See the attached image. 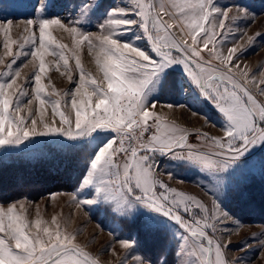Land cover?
<instances>
[{
	"label": "snow or ice",
	"instance_id": "1",
	"mask_svg": "<svg viewBox=\"0 0 264 264\" xmlns=\"http://www.w3.org/2000/svg\"><path fill=\"white\" fill-rule=\"evenodd\" d=\"M47 6V0H41L35 8L37 19L26 21L28 26L39 29L38 47L34 33L24 41L32 44L30 54L39 61L33 91L40 105L36 109L40 119L38 122L32 118L30 127L18 107L20 96L24 95L17 83L20 72L12 73L15 58L23 53L13 50V45L18 43L10 38L13 22L0 23V34L5 38L4 55L12 58L5 64L7 71L0 72V145H21L32 137L55 136L80 142L87 151L86 174L81 172L79 188L68 194L77 207L104 203L121 215L133 214L142 208L146 210L148 229L167 230L171 222L183 230L174 233L178 237L176 264H228L222 251L228 245H222L215 233L218 225L232 217L222 210L219 196L209 208L195 195L169 186L157 176L156 157H169L199 168L213 178L219 193L224 187L225 174L242 171L246 156L257 146L264 147V100L247 86L255 85L259 96H264V72L257 80L251 71L241 69V78H237L233 63L245 49L232 47L227 55L217 50L226 22L237 18L229 17L228 11L221 18V9L215 6V0H129L126 7L105 10L104 21L99 24L100 33L94 34L98 43L94 44L91 35L82 32L79 26L67 27L60 18H42ZM100 6L85 0L81 5V20L70 23L79 25L93 8ZM241 12L247 15L245 9ZM51 26L64 28L74 37L78 34L77 47L84 41L90 50L98 47L96 63L106 82V87H100L90 74H85L77 57L80 83L71 101L74 123L56 101L52 103V111L54 117H59V126L55 120L49 124L43 118V106L50 103L43 98L46 93L41 77L47 71L44 56L53 45L65 47L55 42L49 31ZM135 29L140 34L133 39ZM177 30L186 38L178 39ZM140 39L146 41L147 50L137 44ZM254 39L249 37V43ZM23 48L24 44H20L19 49ZM205 52L220 64L214 65ZM59 55L67 68L68 58L63 53ZM4 63L0 59V64ZM176 66L183 67L190 85L198 92L196 98L211 102L220 114L222 135L170 123L156 111L157 103L153 102L158 99L156 93L173 90L171 70ZM74 79L69 76L70 82ZM179 87L183 89L184 85ZM177 106L187 107L186 104L164 105L169 109ZM198 114L192 111L193 116ZM204 123H208L206 116ZM197 132L196 142H190V137ZM168 175L172 178L171 172ZM85 188L94 191L93 199H79L81 189ZM235 192H240L239 185ZM16 204L20 205L19 212ZM32 223L37 231H25L24 201L9 204L7 208L0 206V234H3L0 235V264H98L75 241L73 233L63 231L55 215L52 217L54 230L41 227L43 222L39 219ZM5 237L14 244L8 243ZM119 243L126 250L134 245L129 239H120ZM126 259L127 254L120 264ZM140 264H144L143 260Z\"/></svg>",
	"mask_w": 264,
	"mask_h": 264
},
{
	"label": "rangeland",
	"instance_id": "2",
	"mask_svg": "<svg viewBox=\"0 0 264 264\" xmlns=\"http://www.w3.org/2000/svg\"><path fill=\"white\" fill-rule=\"evenodd\" d=\"M40 2L41 0H0V23L13 22L10 38L18 42L13 45V50L23 53L15 58L16 62L12 73L20 72L17 83L22 86L24 95L20 96L18 107L20 115L26 118V124L29 127L32 118L37 119L38 122L40 119L36 112L40 105L35 99L33 91L35 88L34 74L38 71L39 61L30 54L32 44H25L24 41L25 37L34 33L36 47L39 46L38 26L32 28L26 24V21L37 19L35 8L40 6ZM84 2L85 0H47L48 6L45 8L42 18H60L67 27L79 26L81 31L90 34L93 43L97 44L98 41L94 34L100 33L99 24L104 21L105 10L129 5V0H87L91 5L100 4L101 6L97 9L93 8L79 25L70 23L81 20L80 10ZM215 6L221 9V18L224 11H228L229 17L237 18L226 22L224 37L218 44L217 50L223 55H227L229 48H244L245 50L236 56L233 63L234 72L237 78H241V69L251 71L259 80L260 73L264 72V0H215ZM241 9H245L247 15H244ZM26 28L27 31H25ZM217 30H219L218 21ZM49 31L55 42L63 44L65 47L61 49L53 45L44 56L47 71L41 77L46 93L43 98L49 100L50 103L43 106V118L49 124L55 120L56 125L59 126V117H54L52 111V103L56 101L60 102L61 110L74 123L75 114L71 107V101L80 83V71L76 67L77 57L80 59L85 74H90L100 87H106V82L103 72L96 63L98 47L90 50L87 41L80 43L77 47L76 41L80 39L79 35L74 37L71 32L59 26H51ZM138 34H140L139 30L135 29L132 34L133 39ZM176 36L180 40L186 38L179 30L176 31ZM249 37H255L254 41L249 43ZM218 39L220 38L218 37ZM4 43L5 38L3 34H0V59L5 62L0 64V72L7 71L5 64L12 61V58L4 55L6 51ZM20 44H24L23 49H19ZM137 44L145 50L148 48L143 39L138 40ZM52 52L57 54L53 55ZM60 53L68 58L67 68L64 67ZM204 55L206 58L212 59L207 52ZM212 63L220 64L215 59H212ZM171 72L173 90L165 94L156 93L158 99L153 101L157 103L156 111L170 123L202 129L210 135H222L220 114L211 102L203 98H196L198 92L194 86L190 85L186 73L183 72V67L176 66ZM69 76L74 77V81L70 82ZM181 84L184 85L183 89L179 87ZM247 86L259 99L264 100V96H259L255 85L249 83ZM185 91H187V95L184 94ZM76 98L80 99L81 97L76 96ZM29 100L32 101L31 104H29ZM92 102H95V97ZM167 103L186 104L187 107L181 109L177 106L169 109L164 107ZM149 107L151 108V104ZM193 110L199 114L193 116ZM204 116L208 118V123H204ZM198 135L199 132L192 135L190 142H196ZM40 155H54L53 159L66 160L68 165L77 164L79 171L75 175L76 181L65 185L64 188L47 190L36 196L24 194L9 200L0 199V206L5 208L17 201H24V218L27 225L25 231L36 232L37 229L32 222L37 219L43 222L41 227L54 230L56 225L52 223V217L55 215L63 231L73 233L75 241L88 251L92 258L98 261V264H120L126 254L127 259L124 260V264H134V261L135 264H140L141 260L144 264H176L175 249L178 237L174 233L183 230L174 223L169 222L167 230H159L167 238V241L156 258L152 259L146 257L142 252L143 245L137 243L138 234L131 232L132 226H136V224L145 230L144 212L146 210L137 208L133 214L121 215L113 212L104 203L85 204L77 207V204L71 201L68 194L79 188L82 182L81 172L86 174L88 162L86 148L80 142L55 136L32 137L21 145H0V158L31 160L39 158ZM156 159L158 161L157 176L169 186L195 195L203 200L209 208H211L213 199L217 195L219 196L222 210L228 212L232 217L231 220H224L218 225L215 233L222 245H228L227 248L222 249L228 264H264V206L256 205L257 201L253 199L245 200L249 196L264 194V184L262 189L260 188L262 186L260 183L264 182V147L257 146L246 156L247 163L242 171H230L229 174H225L224 187L219 193L216 191V182L213 178L200 171L199 168L172 161L169 157L157 156ZM169 172L172 173V178H169ZM254 179L255 182L252 185L258 184L257 187L247 182ZM237 185L240 186L239 193L235 192ZM94 196V191L85 188L81 189L79 199H93ZM256 207H261L263 217L257 216L253 219L248 217L247 213H252ZM16 209L19 212V204H16ZM126 223L129 224L127 228ZM225 229L227 230L225 231ZM5 238L8 243L14 244V241ZM120 239L134 241L133 247L128 250L124 249L119 243ZM213 259H215L214 255Z\"/></svg>",
	"mask_w": 264,
	"mask_h": 264
},
{
	"label": "trees",
	"instance_id": "3",
	"mask_svg": "<svg viewBox=\"0 0 264 264\" xmlns=\"http://www.w3.org/2000/svg\"><path fill=\"white\" fill-rule=\"evenodd\" d=\"M39 158L31 160L9 157L0 158V199L9 200L24 194L36 196L47 190L64 188L65 185H70L76 181L75 175L79 171L77 164L68 165L65 162L66 160L53 159L54 155H40ZM247 182L252 185L255 179ZM263 184L264 182L260 183L262 185L260 186L261 189ZM257 185L252 186L257 187ZM252 197L249 196L245 200L251 201L253 199L257 201V203L255 202L256 205L264 206V194ZM261 207H256L250 214L247 213L248 217L252 219L257 218V216L263 217ZM125 225L126 228L129 226L128 223ZM142 229L144 228L136 224V226H132L131 232L138 234L137 243L141 246L143 245L141 250L144 255L154 259L163 249L167 238L159 230H150L147 227H145V230Z\"/></svg>",
	"mask_w": 264,
	"mask_h": 264
}]
</instances>
